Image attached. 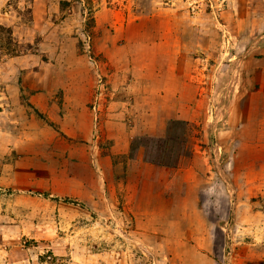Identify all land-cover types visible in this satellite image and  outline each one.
Here are the masks:
<instances>
[{
  "label": "rangeland",
  "instance_id": "rangeland-1",
  "mask_svg": "<svg viewBox=\"0 0 264 264\" xmlns=\"http://www.w3.org/2000/svg\"><path fill=\"white\" fill-rule=\"evenodd\" d=\"M0 264H264V0H0Z\"/></svg>",
  "mask_w": 264,
  "mask_h": 264
}]
</instances>
